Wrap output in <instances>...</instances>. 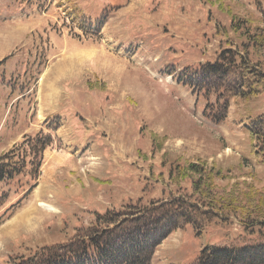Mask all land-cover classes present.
I'll list each match as a JSON object with an SVG mask.
<instances>
[{
	"label": "rangeland",
	"instance_id": "obj_1",
	"mask_svg": "<svg viewBox=\"0 0 264 264\" xmlns=\"http://www.w3.org/2000/svg\"><path fill=\"white\" fill-rule=\"evenodd\" d=\"M262 20L264 0H0V157L38 133L52 141L35 178L27 166L0 182V264L68 240L94 212L177 195L215 208L152 264L264 243V163L245 126L264 113V86L230 98L216 124L217 106L204 113L172 78L226 48L264 73Z\"/></svg>",
	"mask_w": 264,
	"mask_h": 264
},
{
	"label": "trees",
	"instance_id": "obj_2",
	"mask_svg": "<svg viewBox=\"0 0 264 264\" xmlns=\"http://www.w3.org/2000/svg\"><path fill=\"white\" fill-rule=\"evenodd\" d=\"M172 78L205 99L204 113L212 103L217 106L215 111L206 114L216 124L225 119L230 98L246 100L258 95L264 86V73L249 67L245 53L231 48L223 49L214 61L200 64L191 71H180ZM252 83L256 87L250 86ZM245 126L255 156L264 163V113L249 119ZM51 143L50 137L44 138L38 133L15 145L0 157V182H13L27 166H31L30 175L35 178L43 152ZM193 164L184 170L195 171L198 164ZM191 185L196 193H201L203 179H195ZM208 208L215 206L203 205L187 195H177L167 200H151L146 205L139 201L122 210L94 212L93 221L75 228L68 240L44 245L14 264H152L156 248L172 232L187 225L199 232L202 224L209 222ZM192 264H264V243L209 244L201 248Z\"/></svg>",
	"mask_w": 264,
	"mask_h": 264
},
{
	"label": "bare ground",
	"instance_id": "obj_3",
	"mask_svg": "<svg viewBox=\"0 0 264 264\" xmlns=\"http://www.w3.org/2000/svg\"><path fill=\"white\" fill-rule=\"evenodd\" d=\"M43 203V202H42Z\"/></svg>",
	"mask_w": 264,
	"mask_h": 264
}]
</instances>
